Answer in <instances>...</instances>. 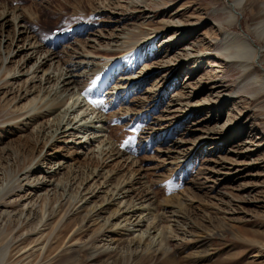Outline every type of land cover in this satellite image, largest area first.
I'll return each mask as SVG.
<instances>
[{"label":"rangeland","instance_id":"rangeland-1","mask_svg":"<svg viewBox=\"0 0 264 264\" xmlns=\"http://www.w3.org/2000/svg\"><path fill=\"white\" fill-rule=\"evenodd\" d=\"M36 1L10 0L9 5L29 8L26 10L27 20L36 29L34 34L38 35L39 41L46 43V48L57 52L49 71L60 73L63 70L61 67L65 69L66 64L72 61L74 49H89L99 56L94 60L97 59L102 68L120 59L114 73V68L108 69L113 73L110 82L120 83L123 79L126 83L131 76L130 67L138 75L146 70H154L156 63L161 66L169 58L174 60L172 62L179 56L187 59L185 53L189 51L200 65V69L190 73L193 74L190 78L192 86L204 85L206 81L209 84L217 79L223 83L222 89L230 91L232 95L221 104L219 110L207 109L188 120L195 121L208 114L218 118L220 114V124H224L240 117L236 128L238 133L240 131L245 135L247 129L251 130L261 142V149H254L248 154L234 153L231 149L235 147L230 145V139L237 141L240 138L236 130L220 145L211 144L208 154L198 147L191 153L193 143L202 135L201 130H207L208 125L201 124L200 131L184 134L187 139L184 149L174 146L175 151H168V143L181 138L185 129L177 131L175 136H169L167 139L170 142L163 143L165 139H161L160 131L148 128L146 121L128 127L112 119L108 122V128L125 155L111 156L100 148L93 151V146L81 144L77 136L81 137L83 133L75 135L73 130L65 131V127L54 132L56 125L68 118H74L75 130L82 132V127L78 125L83 122L82 116L85 120V115L91 111L84 93L87 89L77 92V100L64 94L67 102L62 110L65 108L67 112L57 111L55 114L58 113V116L50 115L48 120L53 127L49 128V125L48 129H40L36 120H27L26 116L37 119L41 108L49 105L51 96H45L39 105V99L34 106L28 103L31 112L21 115L23 111L19 106H22V101L6 93L10 82L2 84L3 79L0 82V251H7L4 264H80L76 260L78 256L68 257L65 253L67 248L70 251L77 249L81 264H264V85L252 81L241 85L243 69L226 59L231 54L224 48L227 44L226 34L242 31L238 23H227L230 15L224 6L231 0H142L141 3L135 0ZM102 4L107 7L95 13ZM253 14L252 4L246 3L242 15H239L240 19L243 18V28L251 22ZM111 20L114 21L109 24ZM36 22H40L41 27ZM11 24L5 27V34L12 36L14 28ZM220 24L224 26L219 28ZM93 32L106 37L93 43L89 41ZM115 35L119 37L117 46L113 48L115 50L104 49L108 48L110 38ZM8 46L5 41L3 50H8ZM150 50L157 55L152 56ZM141 53L147 56V60L137 64L136 59ZM202 53L203 56L199 57ZM20 57L19 53L12 56L5 64L7 67L0 69V77L5 71L13 69ZM92 57L86 56V60ZM193 64L192 60L188 61V66L193 67ZM148 66L152 67L148 69ZM186 68L183 66L181 69L184 75L190 71ZM156 76L149 78L147 86L156 83ZM92 85L93 81L89 87ZM106 87L107 91L100 90L103 94L108 92L109 85ZM214 90H218L217 87ZM95 92L99 99L101 95L98 90H93ZM172 93L168 94L167 100L172 98ZM208 93L210 91L206 87L199 96ZM135 96L138 98L140 94ZM212 96L218 97L215 94ZM46 100L49 102L45 103ZM82 105L87 108L83 112L80 109ZM182 111L171 112L170 121L179 122ZM157 113L156 116L160 115ZM190 123L187 126L192 128ZM195 128L197 126L192 129ZM150 138L152 141L148 144ZM60 159L68 161L69 166L53 176V184L42 185L45 178H50L43 171L44 167ZM94 169L101 172L100 178L94 180L97 179L100 186H104L106 181V192H111L107 191L108 188L128 184L133 194V198L126 197L128 201L134 203L137 197V202L144 201L156 214L167 213L170 207H175L188 223L177 222L170 217L164 220V216L160 215L167 225L166 237L153 230L144 232L145 227L133 233L134 229H129V221L122 217L115 218L117 215L111 216L116 210L115 205L100 212L90 194H86L87 186L93 182ZM229 172L231 175L227 177L226 173ZM247 184L255 185L252 195L259 194L257 198L251 197L249 201L242 199L247 194ZM148 188L152 194L144 198ZM128 201L125 204H133ZM67 224L71 228L63 232ZM70 234H75L71 240ZM154 234L155 239L150 242ZM140 236L143 237L138 247V244L130 243ZM82 246L84 251H80Z\"/></svg>","mask_w":264,"mask_h":264},{"label":"bare ground","instance_id":"bare-ground-1","mask_svg":"<svg viewBox=\"0 0 264 264\" xmlns=\"http://www.w3.org/2000/svg\"><path fill=\"white\" fill-rule=\"evenodd\" d=\"M9 1L7 0V2H4V0H0V60H1L0 69L1 70L4 69L6 66L5 65L6 62L10 61L11 57L14 56L15 54L19 53L21 57L18 61H16V64L14 65L13 69H10L4 72V75L0 77L1 78L0 82L3 79H4L3 80L4 82H2V84L3 83L7 84L6 81H8V83L10 82L9 89L7 90L6 93L8 94L11 93L14 95L13 97H15L17 101L19 102L22 101V106H19L20 107L19 109L23 111L21 115H24V116L27 115L29 111L31 112V109L30 110L28 109V106H27L28 103L34 106V103L39 99V101L37 102L39 105L44 100L45 96L47 95L51 96L50 103L48 106L45 105L43 108H41L42 106H40L41 111H39L38 117L36 116L37 119L35 117L26 116V119L28 118L27 120H30V119L36 120V124L39 125L40 129H44V128L48 129L49 125H50L49 128L53 127V125L49 122L48 119H50V115L55 114L57 111L65 110V108L64 110H62V108L66 106L65 105V102H67L66 101L67 99H65L66 95H69V97L74 96L76 97L75 100H77L79 98L77 92L78 91L81 92L87 89L88 91L84 93H86L85 95H87L86 100L88 102V105H91V111L87 112V114L85 115V120L82 116L83 122L80 123V125H78L83 128V129L79 128L80 130H82V132H80L79 130H78L79 132L75 130L74 128L75 121L73 120L74 118L72 117H71L72 119L68 118L64 123H59L58 125L55 124L56 128H55V131L54 130L53 131L58 132L60 131L61 128L65 127L64 128L65 131L73 130L75 135H78L77 133H81V134L83 133L81 137L77 136L78 138H80L79 142L81 144L85 143V144H88V146L90 147L93 146V151H96L95 148H100L102 151H107V153H110L111 156L113 155L124 156L125 155L124 150L118 148V144L117 142H115L114 137L108 128V125H109L108 122L109 120H112V119H114L116 123L123 122L128 127H134V125H136L139 121H146V123L148 124V128H150L151 130L156 128L158 131H160L161 139L163 140L165 139L163 143L170 142V140L167 139L169 136H175L174 134L177 131H179L180 129L182 130L185 129V132L183 131L182 133V137L177 138L175 142H172L174 144L168 143L167 145L168 151H175L173 149L174 146L184 149L183 146L187 142V139H185L184 134H190L192 133V131H195V130L200 131L201 124L205 126L208 125L207 130H201L202 135H200L199 138L195 141V143H193V147L191 148V151H190L191 153L193 151L195 152L198 148H202V150L206 152L205 154H208L209 153L208 148L211 144L216 143V146L220 145L223 142V140L225 142V140H227L229 135L231 134L233 135V133L237 130L236 128L239 125V124L237 125V122H238V118L240 117H238L237 119L235 118L236 120H232L230 121V123L228 121L227 123L225 122L224 124H220L219 119L222 118L221 117L222 115L220 114L218 118L208 114V115H205V117L201 119H195V121H193V119L190 121L188 120L189 118H192L194 116L201 114L207 109L210 111H212V109L219 110L221 104L229 100V98L232 95L230 91L227 92V90L222 89L224 85L217 79L210 81L209 84L206 81L204 85L196 86V87L192 86L190 78L193 74L190 75V73L192 71L194 73V70L196 72V70L200 69V65L197 63L198 59L195 56H194V59L192 58L191 52L186 51L185 56L186 57L188 56L187 59H183L181 58L182 56L178 55L179 57L175 60V62H172L174 60L171 61L170 58L165 61L162 60L164 62L161 63V66H158L159 63L158 64L156 63L157 67L156 65H152L153 67L154 66L156 67L154 70L147 71L146 69H144L146 71L140 72V74L138 75H136L137 73H133L135 70L133 71L131 67L129 69V66H128L126 71L129 69L131 73L130 74L131 76L129 77V81L125 83V81L123 82V79H122L120 83L117 82L113 84L110 81H111L114 71L116 70L118 63L121 62L119 61L120 59H117L116 61L112 62L110 66H107V67L104 66L102 68L101 63L96 61L97 59L94 60L95 57L98 58L99 56L94 54L92 50L85 49V48H84L85 50H83L82 48L81 50V49L76 48L74 49L71 55L72 61L66 64L67 66L65 69L64 67H61L63 68V70L60 73H56L55 70L49 71L50 70L49 68L50 66H52L51 62L55 59L56 57L55 54L57 52L54 49L51 50L50 48H46V43L39 41L38 35L34 34V31L36 29L27 20L28 12L26 10H28L29 8L24 9L23 7H18V6L11 7L9 5ZM31 1L35 2L36 0H31ZM135 1H137V3H141L142 0H135ZM246 3H250V5L252 4L254 14L252 15L251 22L248 23L246 28H243L242 27L243 18L240 19L239 15L240 14L242 15L243 7L245 6ZM263 3L262 1H259V0H242V3H240L239 6H237L238 0H231L228 5L224 6V9L227 10L231 18V20L230 18L227 20V23L229 25L238 23L240 30H242L241 32H228L225 36L227 37V40H226L227 44H225L226 46H224V48L228 49L231 53V54L229 53L230 55L227 56L228 58L225 57L226 59H228V62L230 64H236L243 69V72L240 77L241 85L250 83L251 81L252 83L253 82L262 83V85H264V38L261 37L258 31V27L264 25V4ZM105 5L106 4H104L103 6L102 4L100 7H98L95 10V13L100 12L101 10H104L107 7V6L105 7ZM29 17L31 16L29 15ZM118 20L119 19H116L115 21H118ZM113 21L114 20H111L108 23L110 24ZM10 23H12L11 25L14 28V32L12 36L9 34H5V27L8 26ZM36 23L37 25L41 27L40 22L39 23L36 22ZM246 23H247V18H246ZM221 26L222 25L220 24L219 28H221ZM251 33H253L255 37H253ZM92 34L93 36L91 39H89V41H92L93 43H96L97 39L99 38L106 37L104 34L98 33V32L97 33L93 32ZM115 36L114 38H110V40L111 39L112 40L111 42L108 43V48L106 47L104 49L109 50V51L115 50L113 48L114 46L115 47L117 46V41H118L117 39L119 38ZM5 41L8 42V45H9L8 50H3L2 45L4 46ZM258 41H261L262 43H259ZM230 48L234 49L233 54ZM151 51L152 50H150L149 52ZM152 52H151L152 56L157 55L155 52L154 53ZM91 54H94V55H91ZM86 56L87 58L90 56L91 57L93 56V57L91 59L86 60ZM202 56H203V53L199 55V57H202ZM146 57L147 56L145 54L143 55L141 53L136 59L137 64H139L141 61L143 62L145 59L147 60ZM189 60H192L194 64L196 62V67H194V64H193V67L192 66L190 67V65L188 66ZM45 65H48V66L45 67ZM183 66L190 69L189 71L186 68L188 70V73L185 75L181 71ZM112 68L114 69L112 70L113 73L111 74L108 71V69H112ZM150 68L148 66V69ZM122 73H124V71ZM158 74H161V75H158ZM155 75H157L155 79L156 83L151 86H147L148 84L147 82L149 78ZM80 78H83V79L81 80ZM91 81H95V83L97 84L94 83V85L89 87L91 85ZM108 85H109L108 92H106V94H103L100 90L105 91L107 88L106 86ZM206 87L209 88L210 93H208L207 95L199 96L204 90H206ZM216 87L218 90H214L216 89ZM93 90L95 91L98 90V92L99 91L101 92V94L100 92L98 93L99 95H101L99 99H97L98 98V96L96 95L97 92L93 93ZM170 93H172V98L170 100H167V97L170 95ZM135 94L136 95L140 94V97L136 98ZM214 94L217 95L218 97L213 98L212 95ZM184 98H186L185 101H183ZM112 100H114V103H111ZM93 101H96V103H93ZM47 102H49V100L48 101L46 100L45 103ZM116 105L118 108L116 107L117 109H112ZM184 106L185 107L188 106V107L184 109L185 111H182ZM80 107H81L80 109H82V112H83V109L84 110L87 109V108H84L83 105ZM179 110L183 112L181 119H179V122H176V121L171 122L170 119L172 116L170 117V113L173 111H179ZM64 112H67V111H64ZM157 112L160 113V115L156 116L155 113ZM57 114L55 115L58 116ZM167 114H169V117ZM61 115L63 114L61 113ZM153 119H155V121H153ZM78 120L80 121V119ZM188 121L192 122L190 123V126H192V128L194 126H197V128L192 129L191 127H188L187 126L189 123ZM213 121H216L215 124L214 125L212 124L213 126H210ZM203 131L205 132V135L203 134ZM158 133L159 132L156 133L157 136H158ZM235 133L239 134V136L238 135L237 136L238 138L239 137L240 138L237 141L234 140V138L230 139V141H232L230 145H233L232 147H235L231 149V150H234L233 151L234 153L241 154L244 152L245 154H248L250 151L254 149H257V148L261 149L260 147L261 142H258L257 136L255 135V133H252L251 130L247 129L245 135H242L240 131L238 133V130ZM241 135L243 137H241ZM151 141L152 140L150 138V140H148L147 143L149 144ZM196 147L198 148L196 149ZM69 164L70 163H68V161L64 159H60V160L52 161V164L51 165L48 164L49 167L47 168H46L47 166L46 165L43 171H45L46 174L50 176V178L49 179L45 178V180H43L41 184L42 185L53 184L54 183L53 181H55L54 180L55 178H53V176L56 174L59 175V173L62 172L63 169L65 170V168L68 167ZM230 175H231L230 172L226 173L227 177H229ZM99 176H101V172L94 169L93 175L91 178L93 182L89 186H87L88 189H87L86 194H90V198L93 199L92 201L95 203V206L97 205L99 207L100 212L107 211L108 208L110 209V206L115 205L116 210L112 212L113 214L111 216L114 217L115 215H117V217L115 218L122 217L123 219L129 221L128 226H129V229H134L132 231L133 233L135 230L136 231L141 230L143 227H145L146 229L143 230L144 232L153 230V232L157 234L162 233V235L164 234L165 236V230H166L165 227L167 225L164 223L165 221L163 222V218L164 220L165 219L168 220V218L170 217L171 219L175 218L177 222H183V221L185 223L187 222L185 217H183V215H180V213H178L175 207H170L169 211H167L168 209L167 208L166 209L167 213L163 212V213L156 214L155 213L156 211L154 212V209L149 207L150 205L146 206L145 202L142 201L141 199H140L141 201L137 202V197L134 198L135 199L133 200L134 203L130 200L133 204L128 203L130 205L127 206L128 204H125L128 201L126 197L130 196L131 198H133L131 187L127 186L128 184L127 185L125 184L122 187L120 185H119L120 187L115 186L113 187V189L108 188L107 191L111 190V192L109 191L110 193H108L105 190V188L108 187V185H106L105 183L106 181L104 182L105 184L104 185L105 187H104V186H100L101 183L99 184L96 182L97 179L94 180L95 178H98ZM254 187L255 185L247 184V186L245 187L247 188L246 190L247 194L245 197L243 198L241 197V198L245 199L246 201H249L251 197L257 198L259 194L258 196L252 195L253 194L252 188ZM151 194H152V191L151 189L148 188L147 192L144 195V198H147ZM96 198L100 200L98 199L94 200ZM98 201H100V203ZM160 215L164 217L162 218ZM118 221H116V223ZM70 226H71L70 224H67L65 228L63 229V232L68 231L71 228ZM100 229L102 231V228ZM140 233L142 234V232ZM182 233L183 232H181V234ZM65 234H63V236H65ZM73 235L75 234L71 235L70 240L72 239ZM142 237L143 236H140L136 240L133 239L130 241V243L133 242V245L138 244L137 245L138 247L141 243ZM148 237L149 236H147V238ZM169 238L173 239L172 236H169ZM154 239H155V234L150 238L149 241L153 242ZM161 245L162 244H160V246ZM68 251L70 250L67 248L65 253L68 254V257L76 258L78 256L76 260H78L80 264L82 263V260L79 257V253L76 252L77 249H75V251L74 250L70 251L69 253ZM80 251H84L83 246L80 248Z\"/></svg>","mask_w":264,"mask_h":264},{"label":"clouds","instance_id":"clouds-1","mask_svg":"<svg viewBox=\"0 0 264 264\" xmlns=\"http://www.w3.org/2000/svg\"><path fill=\"white\" fill-rule=\"evenodd\" d=\"M242 3V0H238L237 6ZM231 20V18H230ZM230 22V21H229ZM259 34L261 35L262 38H264V25L258 27ZM7 255V251H0V264H4V257Z\"/></svg>","mask_w":264,"mask_h":264},{"label":"snow or ice","instance_id":"snow-or-ice-1","mask_svg":"<svg viewBox=\"0 0 264 264\" xmlns=\"http://www.w3.org/2000/svg\"><path fill=\"white\" fill-rule=\"evenodd\" d=\"M93 83H95V81H93ZM93 103H96V101H93Z\"/></svg>","mask_w":264,"mask_h":264}]
</instances>
